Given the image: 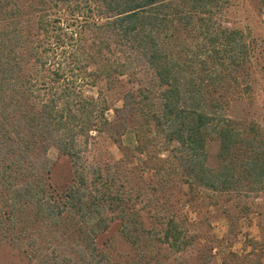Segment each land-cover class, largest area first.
I'll return each instance as SVG.
<instances>
[{"label": "trees", "instance_id": "obj_1", "mask_svg": "<svg viewBox=\"0 0 264 264\" xmlns=\"http://www.w3.org/2000/svg\"><path fill=\"white\" fill-rule=\"evenodd\" d=\"M223 5L0 0V236L30 264H211L215 237L203 243L172 207L171 183L264 195V133L225 112L223 89L248 83L252 58L244 32L217 21ZM128 131L140 163L125 148L96 157L102 140ZM52 148L71 162L64 187L50 179ZM230 254L264 264L253 250Z\"/></svg>", "mask_w": 264, "mask_h": 264}, {"label": "rangeland", "instance_id": "obj_2", "mask_svg": "<svg viewBox=\"0 0 264 264\" xmlns=\"http://www.w3.org/2000/svg\"><path fill=\"white\" fill-rule=\"evenodd\" d=\"M225 5L217 12V21L226 28L240 29L251 47V65L248 83L241 80L237 85H230L223 89L231 97L227 99L225 112L239 120L242 126L259 128L264 133V0H222ZM221 2V1H220ZM228 66V63H227ZM227 69V68H226ZM233 75V69H230ZM225 79L228 75L220 71ZM91 92L96 93L95 88ZM108 102L112 106H120L122 101L118 91L107 94ZM114 111L110 109L109 117ZM136 145L133 131H128L115 142L104 139L97 147L95 155L101 160H118L123 156V148L130 151L131 160L136 164L143 160V156L134 152ZM122 146V147H121ZM219 150L218 141H213L209 147V162H216ZM162 151L161 156H167ZM52 160L51 182L58 187H64L72 178L70 160L59 153L56 148L49 151ZM171 200L174 209L189 217L195 228L200 229L203 243H207L208 231L215 237V248L211 264H234L230 253L242 257L254 251L250 258L263 259L264 262V195H239L236 192L213 193L201 188H189L187 185L171 183ZM111 235L115 241V252H129L124 240L113 228ZM205 250V248H201ZM132 253V252H131ZM201 253L199 252L198 255ZM199 257V256H198ZM161 258V257H160ZM192 264H200L202 260H192ZM0 264H30L24 253L10 240L0 236Z\"/></svg>", "mask_w": 264, "mask_h": 264}]
</instances>
